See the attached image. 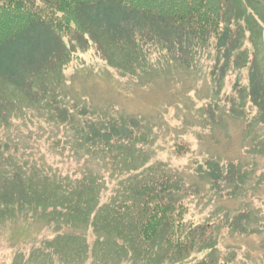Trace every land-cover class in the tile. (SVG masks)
I'll return each mask as SVG.
<instances>
[{
  "label": "trees",
  "instance_id": "1",
  "mask_svg": "<svg viewBox=\"0 0 264 264\" xmlns=\"http://www.w3.org/2000/svg\"><path fill=\"white\" fill-rule=\"evenodd\" d=\"M245 1L260 15L251 0ZM245 1L0 0V127L10 125L16 120L12 115L22 109L45 103V120L68 127L73 144L85 149L88 159H98L117 177L124 176L121 191L102 203L97 191L101 185L93 173L71 188L44 164L40 171L17 160L9 141H2L0 228L41 219L45 231L54 234L34 247L23 264H54L60 259L51 257L63 254L70 264H78L94 243L104 246L106 255L117 257L110 259L116 264L128 259L143 264L158 251L162 264H232L211 254V229L185 217L184 202L193 187L185 186L180 177L153 169L157 165L140 148L137 119H104L97 113L93 117L85 106L75 115L74 107L62 105L55 88L42 78L60 70L72 53L90 47L126 74L143 70L147 56L155 50L188 68L210 49L216 53L211 81L218 88L229 66L247 68L244 95L257 112L250 126L263 125L264 66L255 45L252 57L242 50L247 34L258 30L246 15ZM77 116H88V120L78 122ZM195 173L199 182L220 195L243 193L251 175L237 162L222 165L210 158L198 164ZM225 220L224 226L239 235L257 232L241 223L249 220L248 213ZM88 231L94 239L91 245ZM203 251L206 255L198 258L196 254Z\"/></svg>",
  "mask_w": 264,
  "mask_h": 264
},
{
  "label": "rangeland",
  "instance_id": "2",
  "mask_svg": "<svg viewBox=\"0 0 264 264\" xmlns=\"http://www.w3.org/2000/svg\"><path fill=\"white\" fill-rule=\"evenodd\" d=\"M245 3L246 15L252 18L258 30L255 28L253 34H247L242 50L250 53L255 45L264 66V0H251L260 15ZM215 56L214 51L206 50L187 68L167 60L163 53L155 50L147 56L143 70L126 74L110 66L90 47L72 53L66 65L42 79L55 88L62 105L67 109L74 107L75 115L85 106L93 117L97 113L104 119H137V136L142 139L140 148L147 153L151 164L157 165L153 169L180 177L185 186L193 187L184 202L185 217L211 229V254L228 259L232 264H264V153L260 152L264 148V124L256 122L250 126L257 112L244 95L247 68L229 66L218 88L210 76ZM44 108L45 103H41L39 108H24L18 115H12L11 119L16 117V120L0 127V143L9 141L15 150L11 153L17 160L36 169L44 164L43 168L49 169L59 180L68 181L74 189L75 184L93 173L101 185L97 191L101 193L102 203L107 202L112 193L121 191L124 176L117 177L115 170L98 159H88L86 150L76 147L70 139L72 130L45 120ZM76 119L81 122L88 120V116ZM207 158L222 165L237 162L248 170L251 175L244 192L220 195L199 182L195 169ZM39 169L42 171L41 167ZM240 212L249 214V220L241 223L249 230H256L255 234L239 235L224 226L226 217L233 218ZM53 235L45 231L41 219L2 226L0 264L25 263L31 250ZM93 240L88 231V244ZM104 250V246L94 243L87 256L83 255L84 261L78 264H116L110 259L117 257L106 255ZM206 253L196 255L201 259ZM159 254L160 251L143 264H162L158 262ZM58 256L51 257L60 259L54 264L72 263L65 260L64 254V257ZM121 264L140 263L128 259Z\"/></svg>",
  "mask_w": 264,
  "mask_h": 264
}]
</instances>
